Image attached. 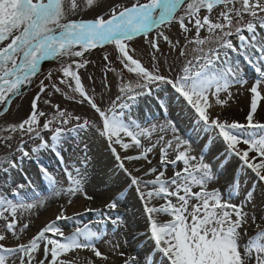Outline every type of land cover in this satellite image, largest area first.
I'll return each instance as SVG.
<instances>
[{
    "label": "snow or ice",
    "instance_id": "obj_1",
    "mask_svg": "<svg viewBox=\"0 0 264 264\" xmlns=\"http://www.w3.org/2000/svg\"><path fill=\"white\" fill-rule=\"evenodd\" d=\"M85 10L95 12L94 17L82 18ZM174 22L188 43L196 46L198 55L189 59L178 74L169 76L155 63L149 70L136 57L129 42L139 36L147 39L156 31L155 38L148 39L150 58L156 61L161 40L170 48H180V40L173 41L163 30V26ZM193 31L194 40L187 35ZM201 31L208 35L201 38ZM106 45L114 46L122 70L136 77L135 81L119 87V114L116 102L108 109L101 107L79 74V69L88 63L85 53ZM221 51L226 58L223 62H220ZM179 54L187 53L180 51ZM103 59L107 62L106 71H114L108 55ZM46 60L60 62L59 83L46 86L40 81L39 92L32 98L26 117L3 129L10 134L5 140L13 139L11 134H19L21 138L27 136L37 141L31 148L24 144L17 146L20 164L24 160L34 161L37 175L55 184L53 171L41 159L45 153L50 154L57 163L65 164L68 194H80L85 201L94 202L97 197L85 188L86 168L76 169L73 175L67 166L65 152L74 154L75 149L63 129L73 120L77 128L86 129L89 121L79 123V115L62 110L59 104L42 96L50 87L65 99L87 103L99 118L100 135L106 138L119 168L129 178L128 184L135 188L142 201L145 227L142 231L134 228L119 213L115 217L108 215V221L126 229V239L113 243L108 251H101V236L87 224L75 227L70 235L59 226L58 221L69 219L65 213L67 205L74 203L70 199L67 205H61L55 220L47 222L25 242L22 234L30 225L20 219V214L43 206L44 201L13 202L0 196V221L3 222L0 264H9L13 256L12 264H78L79 253L84 250L92 254L85 264H97V260L100 264H264V122L255 118L258 104L264 100V0H132L130 4L115 6H105L103 0L82 3L81 0H0V106H3L0 116L9 111L13 98L23 97ZM248 71L255 74L250 79L246 75ZM46 79L51 82V72ZM104 79L107 80L106 75ZM234 84H250L246 122L222 119L210 111L216 106L229 105ZM103 87L108 88V84L104 83ZM177 98L184 103L181 112L189 121L188 128L182 137L177 124L166 121L172 138L159 136V163L153 165L149 153L158 145L145 147L142 138L150 139L157 128L161 132L166 128L151 123L142 126L139 121L148 118L140 105L150 103L164 114L173 109ZM41 103L54 109L52 118L41 109ZM45 131L51 135L45 136ZM210 131L225 145L224 152L215 159L234 154L243 166L235 168L227 180L226 186L232 189L227 196L218 188L209 189L219 179L213 171L214 165L205 162L212 138L208 137L199 157L191 154L193 144ZM117 146L124 155L117 151ZM129 149L138 150V154H127ZM134 161H145L149 167L133 166L136 173H142L133 175L128 164ZM5 163L9 168L18 167L14 158ZM169 165L174 169L171 176L166 175ZM247 170H251L258 183L247 185L241 195L237 173ZM144 177L154 178L145 180ZM122 197L123 192L119 197H109L97 208L86 204L84 210L101 216L105 209L115 212L125 205ZM162 217L168 219L162 220ZM10 239L15 243L10 245ZM133 241L142 245L139 251L121 250Z\"/></svg>",
    "mask_w": 264,
    "mask_h": 264
},
{
    "label": "bare ground",
    "instance_id": "obj_2",
    "mask_svg": "<svg viewBox=\"0 0 264 264\" xmlns=\"http://www.w3.org/2000/svg\"><path fill=\"white\" fill-rule=\"evenodd\" d=\"M86 11L87 10H85V12ZM204 37L206 36L204 35L201 38ZM194 39L195 36L192 38V40ZM232 55L234 57V54ZM223 57L224 55L221 51V58ZM251 72L252 71H248L246 74L249 79L255 75L253 72ZM249 87L250 84H234L230 89V91L232 92V99L229 101V105L224 106L220 111L218 110L219 112H217V114H219L222 119L246 122V116L250 110V93L247 90ZM117 103L118 109L116 111L119 114L120 102L117 101ZM183 106L184 103L179 98H177V102L173 105V109L168 113L162 114L161 111L154 109V105L150 103L147 105H140V107L144 108V115L148 118L146 121H139L142 126L147 127L148 124L151 123L157 125H165L166 128L164 132H161L160 129L157 128L151 134L150 139L142 138V142L145 147H150L154 143L158 145L152 153H149V158L152 159L153 162H156L154 165H158L159 163V136L163 135L165 136V139L172 138V132L167 130L166 121H174L178 126L179 134L182 137L185 135V130L188 128L189 124V121L185 118V113L180 111L177 117L173 115V111H175V108H182ZM149 108L152 109L151 112L148 111ZM255 118L259 119L261 122H264V100L259 102ZM65 136L69 138L70 144H72L73 149H75L74 154L72 151L65 152L67 166L70 170L73 171V175H75L76 169H80L81 171H83L86 168L87 171L85 173V188L90 195H95L97 197L94 202L85 201L83 199V196L80 194L71 196L68 194V187L65 185V164L57 163L56 159L48 153H45L41 157L44 163L48 164L50 168L54 169L55 171L53 172V175L56 178V183L51 184L46 178L37 175V165L34 161L24 160L23 164H20V153L17 151V146H15L14 144L5 146L0 150V196L6 197L9 200H13V202L44 201L43 206L31 210V212H23L22 214H20V219L23 222L29 223L30 225L27 232L25 234H22L23 241L26 242L29 238L34 236L40 229L45 226L47 222L55 220L56 214L60 211L61 205H67V201L71 199L74 201V203L71 205H67L65 213L66 216L69 217V219L58 221L59 226L61 228H64L66 225L78 223L84 217H89V221L86 220V222L84 221L83 224H87L92 229V231L97 232L101 236V241L99 242L101 251H108L111 248V245L116 242L113 236L110 235L113 233V224L110 221L105 222V220H103V217H106L108 215H112L113 217H115L118 209L112 213H109L108 210L105 209L104 215L101 216L96 213H86L84 210L85 205H90L93 208L100 207L109 197H119L121 195V192H123L122 199L125 201V205L123 207L126 210H120L119 214L121 218H126L127 223L131 224L134 228L142 231L145 227V218L141 214L142 201L138 199L135 188L128 184L129 178L119 168L118 162L115 161L114 156L111 153L110 147H105V150H102L107 153V159L103 161L102 156H105V152L103 153V155L97 152L93 153V155L87 156L89 152L85 149H82V151L84 152L82 155L79 154L78 151H76V145L79 144L80 146L81 144H83L80 142L81 139L86 138V140L89 141V137L84 136L83 133L70 131L65 132ZM202 137L203 138L199 139L197 143L193 144V151L191 153L192 155L199 157L201 148L206 143H208V137L212 138V147L216 149V152H224V148L220 147L219 144L222 143V139L219 138L215 132L210 131L207 133V135L202 134ZM210 149L211 148L206 149L207 153H209ZM117 151H119L121 155L125 154L123 150L119 149V146H117ZM133 151L134 149H129V152L127 154L131 155ZM230 155L231 154H228L226 158L221 157L220 160H217L215 159L217 155L215 156V154L211 153L210 155H208V158L205 159V162H211L214 165L213 171L219 175V179L214 180L209 185V189H220L219 186L222 185V188L220 190H222L225 196H227V193L232 190H230V188L226 186L227 180L231 179L232 177V173H228V171L232 169L234 170L237 167H243L242 164H240V162L238 161V158H231ZM250 155L252 154L250 153ZM85 157H87V159H85ZM13 158L15 159L18 167L9 168V165L6 164L5 161L12 160ZM133 166L143 167L145 169L149 167L145 161H134L131 164H128V168L130 171H132L133 175H140V173H136L134 171ZM179 167H182V165H180ZM5 169L8 170L6 171ZM173 171L174 169L171 165H169L166 170V175L171 176L173 174ZM249 172L251 173V170L242 171L237 173V176L239 177V179H241L244 176L248 175L247 177L250 184H257L258 182L253 180L251 174H248ZM221 177L223 179H221ZM152 178L154 177H144L145 180ZM119 184H123L125 186L124 191H115L114 188ZM18 185L21 187L17 188ZM129 198H135V203L132 202L131 204L128 200ZM158 203H162V201ZM164 218L167 217H162L161 219ZM2 223L3 222L0 221V225H2ZM98 225H101V227H99V230H95ZM119 230L126 231L122 227H119ZM72 232L65 234L70 235L72 234ZM8 243L11 245L14 244L15 241L13 239H10ZM141 247V244L133 241L121 250L127 251L129 253H135L136 251H139ZM91 256L92 254L87 252L86 250L80 251L78 256V264H85L86 258H90ZM10 259V261H13L15 260V257L13 256ZM97 264H100L98 260Z\"/></svg>",
    "mask_w": 264,
    "mask_h": 264
},
{
    "label": "rangeland",
    "instance_id": "obj_3",
    "mask_svg": "<svg viewBox=\"0 0 264 264\" xmlns=\"http://www.w3.org/2000/svg\"><path fill=\"white\" fill-rule=\"evenodd\" d=\"M81 2H83V0H81ZM103 2L105 3V6H107V4H111L115 6L117 4H130L132 0H103ZM94 15L95 12L91 10H87L82 14V18L90 19L93 18ZM72 18L78 19L81 18V16H73ZM163 30L165 31V34H167L173 41H175L176 39L180 40V48L179 49L170 48L168 44H166L165 42H163V40H161L160 42L161 51L160 53L157 54L158 59L156 61L151 60L150 58L151 53L148 46V39L155 38L156 31H153L147 39L144 38L143 36H139L133 39L132 41H130L129 44L131 48L135 49L136 57L141 59L142 63L149 70L152 69L153 63H155L159 66L163 74L169 76H175L181 71L182 66L185 65L189 59H192L198 53L195 51L196 46L188 43V40H186L184 38V35L180 33L179 26L175 22L172 25L163 26ZM187 35L189 39H192L195 36V33L193 31ZM200 35L202 37L204 35L207 36L208 34L206 31H201ZM232 39H235V37L233 36ZM205 47L207 48L208 46L206 45ZM180 51H186L187 54L182 56L179 54ZM105 55H108L109 60L111 61V67L112 69H114V71L111 72L106 71L105 64L107 62L103 59ZM230 56L233 55L230 54ZM65 59L67 60L68 58ZM74 59L79 61L81 58H74ZM84 59L87 60L88 63L85 68L79 69V74L81 76L82 83L84 84L86 89L89 90V92L95 96L97 103L101 107H103L104 109H108L113 102H116V110H117L118 109L117 95L119 94V87L121 86L122 83L135 81L136 80L135 75L132 73H128L126 70H122V66L120 65L118 59V53L115 51L113 45L97 47L96 49H93L90 52L85 53ZM221 59L222 60H220V62H223L226 58L223 57ZM59 68H60V62L58 60H46L42 62L41 73L34 78L32 85L26 88L23 97L13 98L12 103L9 106V111H7L4 116H0V150L3 147L12 144H14L15 146L24 144L26 145L27 148L35 146V143H37L36 141L30 139L27 136L21 138L19 134H11L13 135L14 138L11 140H5V137L10 134L6 133L3 129L4 127L8 126L11 122H17L26 117V115L30 110V102L32 98L39 92L38 86L41 80L44 81L46 86L49 85L50 83H57V84L59 83V80L61 79L62 76L61 72L58 71ZM49 72L52 73L51 82L48 79H46ZM105 75L107 76V80L104 79ZM104 83L108 84V88L103 87ZM60 87L64 88L63 85H60ZM65 91L68 90L65 89ZM44 98L51 99L53 104H59L62 110L66 109L73 115H79L81 117L79 123L82 124L85 119L89 121V127L86 129L77 128L76 126L77 122L75 120L63 126L64 132H70L71 130V132L76 131L77 133H83L84 136L89 137V141H87L86 138H84L80 140V142L83 144H81L80 146L79 144L76 145L78 146V148H76V151H78L79 154L82 155L84 153L82 149H85L86 151L89 152L88 154L86 153L87 156L93 155V153H97V152L103 155L105 151L102 150H105V147H109V145L106 138L100 135V131H99L100 121L98 116L94 113V111L90 108V106L87 105V103L80 104L78 102H74L73 100L65 99L64 96H62L60 93H53L50 87L48 88L47 93L44 96H42V99ZM40 107L41 109L47 112L48 118H52V116L54 115V109L44 105L43 103L40 104ZM180 108L179 107L175 108V111H173V115L175 117H177L178 113L181 111ZM154 109H156L155 106ZM218 110L219 111L221 110L220 106H216L212 108L210 111L212 112L213 116H215L217 115V112H219ZM43 122L45 121L42 118V123ZM57 126H59V121H57ZM43 134L45 136L51 135V133L47 131H45ZM219 144L220 147L223 148L225 147L223 142ZM240 147L245 148L246 145H240ZM211 153L215 154L216 156L219 155L221 151L216 152V149L211 147L205 159H207L208 155H210ZM136 154H138V150H134L133 153H131V155H136ZM230 156L231 158H235L234 154H231ZM106 159H107V153L105 152V156H102V160L105 161ZM155 163L156 162H153V165ZM51 170L55 172L54 169L51 168ZM228 173L233 174V169L229 170ZM248 174H251L252 178L254 177L253 173L249 172ZM247 176H244L243 178L240 179L241 195H243V190L247 187V185L250 184ZM221 179L223 178L221 177ZM65 185L69 187L67 182L65 183ZM219 187L221 189L222 185H220ZM124 188L125 186L123 184H119L114 189L115 191L120 192V191H124ZM128 200L130 201L131 204L132 202L135 203V198H129ZM253 207L255 206L253 205ZM123 209L125 208L121 206L120 208H118L117 213H119L120 210ZM167 219L168 217L162 220H167ZM85 220H89V217H84L78 223L66 225L62 229L64 230L65 233H70L74 231L75 227L77 226L83 227L84 225L83 223ZM103 220H105V222L106 221L108 222L107 216L103 217ZM99 227H101V225H98L97 228L96 227L94 228H96L95 230H99ZM112 229H113L112 231L113 233L110 235L113 236L116 243H120L126 238L124 235L125 231H120L117 225L113 224ZM10 260L11 259H9V264H12V261Z\"/></svg>",
    "mask_w": 264,
    "mask_h": 264
}]
</instances>
